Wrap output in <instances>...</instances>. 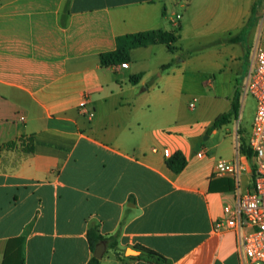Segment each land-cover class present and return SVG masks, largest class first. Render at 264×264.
<instances>
[{"label":"crops","instance_id":"0c3cea01","mask_svg":"<svg viewBox=\"0 0 264 264\" xmlns=\"http://www.w3.org/2000/svg\"><path fill=\"white\" fill-rule=\"evenodd\" d=\"M253 8L264 0H0V264H87L91 228L118 233L124 251L100 264H241L236 233L213 226L251 186L249 131L232 128L238 112L212 125L247 75L256 20L228 37ZM155 29H178V49L101 64L118 36ZM178 150L187 164L174 172ZM236 158L238 180L215 173Z\"/></svg>","mask_w":264,"mask_h":264},{"label":"built area","instance_id":"2783aa9c","mask_svg":"<svg viewBox=\"0 0 264 264\" xmlns=\"http://www.w3.org/2000/svg\"><path fill=\"white\" fill-rule=\"evenodd\" d=\"M242 90L256 100V111L246 142L252 153L251 186L244 193L237 190L235 203L224 206L223 216L214 222L213 229L215 232L231 229L236 233L241 264H264V15ZM86 104L84 100L80 108L91 115L93 111L88 110ZM194 105V102L190 103L191 107ZM241 168L239 158L234 161L219 159L215 173L233 175L238 180Z\"/></svg>","mask_w":264,"mask_h":264},{"label":"trees","instance_id":"16d2710c","mask_svg":"<svg viewBox=\"0 0 264 264\" xmlns=\"http://www.w3.org/2000/svg\"><path fill=\"white\" fill-rule=\"evenodd\" d=\"M256 20V8L252 10V16L245 25L242 30L234 35L228 37V40H238L239 37L246 33V31L254 24ZM176 30H163V29H155V30H147V31H139L135 33H129L125 35H121L117 37V45L116 48L112 51L103 52L100 54V62L103 65L109 64H119L124 62H129L131 60L130 50L139 46H146L153 43H165L168 48L172 51L178 49L176 42L179 38V34ZM173 61H170L166 64H163L161 67L166 68L170 66ZM141 74L137 73L130 77L132 82H137L140 78ZM241 90L237 89L235 91L231 109L228 112L220 114L214 121L212 126H218L222 123H225L227 119L232 115H237L238 107L240 103ZM26 151H31L33 149V143L31 138L26 139ZM10 145V144H9ZM240 150L242 153L247 155L249 159H252V153L247 148L246 142H242L240 145ZM167 166L173 170L174 172L181 171L187 164V159L183 152L180 150L176 151L172 156L167 158L166 160ZM88 240L91 246V249L94 251L95 247L98 243L104 242L106 248H111L115 255L118 257H122L124 255L123 249H121L118 245V233L110 234V235H101L96 228H91L88 230ZM8 249V248H7ZM148 256L155 258L158 262H165V257L159 254L158 252L148 249L141 248ZM101 258H98L94 255L91 256L87 264H100ZM23 264V261L22 263Z\"/></svg>","mask_w":264,"mask_h":264},{"label":"rangeland","instance_id":"374dc122","mask_svg":"<svg viewBox=\"0 0 264 264\" xmlns=\"http://www.w3.org/2000/svg\"><path fill=\"white\" fill-rule=\"evenodd\" d=\"M263 15L264 13L257 14L256 23H255L256 28L254 27L253 30H251L252 29L251 28L250 31L245 35L244 40H245L247 47L252 43V41L257 40V37L259 35V22H260L261 16ZM183 53L185 54V51L182 52V55ZM157 79H158V72L153 74L152 81L157 80ZM180 100H181V105L185 109L187 108V106H189L191 102H194L195 104L197 103V100L191 95L182 96ZM255 111H256V100L254 96L251 95L250 93H247V94L244 93V91L241 88L240 103L238 107V116L232 118L231 120L232 128H234L235 126L241 125L243 129L245 130V132L250 131ZM220 131H222V129H220ZM106 250L104 254L105 260L110 259V263H114V260L112 259L111 248H108V249L106 248ZM105 263H107V261H105Z\"/></svg>","mask_w":264,"mask_h":264},{"label":"water","instance_id":"95a60500","mask_svg":"<svg viewBox=\"0 0 264 264\" xmlns=\"http://www.w3.org/2000/svg\"><path fill=\"white\" fill-rule=\"evenodd\" d=\"M105 249H106V245H105L104 242L98 243L96 245V247H95V250H94V256H96L98 258H102ZM139 253H140V251L135 249V248H133V247H128L126 249V254L127 255H136V254H139Z\"/></svg>","mask_w":264,"mask_h":264}]
</instances>
